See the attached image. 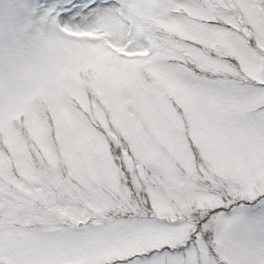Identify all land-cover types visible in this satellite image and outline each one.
<instances>
[{
    "label": "snow or ice",
    "instance_id": "obj_1",
    "mask_svg": "<svg viewBox=\"0 0 264 264\" xmlns=\"http://www.w3.org/2000/svg\"><path fill=\"white\" fill-rule=\"evenodd\" d=\"M0 264H264V0H0Z\"/></svg>",
    "mask_w": 264,
    "mask_h": 264
}]
</instances>
